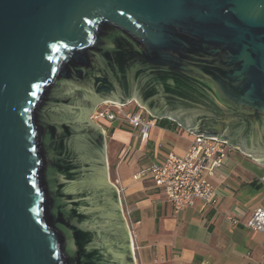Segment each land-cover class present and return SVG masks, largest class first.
I'll return each instance as SVG.
<instances>
[{"label":"water","instance_id":"1","mask_svg":"<svg viewBox=\"0 0 264 264\" xmlns=\"http://www.w3.org/2000/svg\"><path fill=\"white\" fill-rule=\"evenodd\" d=\"M106 100L264 164V0H0V264H135Z\"/></svg>","mask_w":264,"mask_h":264},{"label":"crops","instance_id":"2","mask_svg":"<svg viewBox=\"0 0 264 264\" xmlns=\"http://www.w3.org/2000/svg\"><path fill=\"white\" fill-rule=\"evenodd\" d=\"M97 124L104 130L108 182L120 187L121 204L129 211L135 264H264L263 233L233 223L264 207L263 163L227 147L228 160L211 179L213 202L197 201L174 212L150 167L169 152L184 154L194 135L157 122L141 138L138 129L119 120L99 119Z\"/></svg>","mask_w":264,"mask_h":264},{"label":"built area","instance_id":"3","mask_svg":"<svg viewBox=\"0 0 264 264\" xmlns=\"http://www.w3.org/2000/svg\"><path fill=\"white\" fill-rule=\"evenodd\" d=\"M132 103L135 105L134 108L126 109ZM90 119L95 124L99 119L119 120L132 128L138 129L141 138H146L151 127L159 120H171L170 118L153 115L135 101L121 104L108 100L94 106ZM97 125L104 131L100 124ZM187 131L194 135V139L184 154L178 155L169 152L161 163L150 167L154 184L164 190L174 212H178L185 207H192L197 201L204 204L213 202L215 187L211 179L227 162V147H233L225 139L194 133L191 130ZM259 182L264 187V175L259 178ZM110 184L114 186L117 192L120 212L128 229L127 217L129 211L123 208L121 204V189L114 182H110ZM233 223L234 225L241 224L245 228L259 231L264 236V207L255 208L250 216L241 222L233 219ZM131 250L133 256L132 242ZM262 258L264 263V237L262 240Z\"/></svg>","mask_w":264,"mask_h":264},{"label":"trees","instance_id":"4","mask_svg":"<svg viewBox=\"0 0 264 264\" xmlns=\"http://www.w3.org/2000/svg\"><path fill=\"white\" fill-rule=\"evenodd\" d=\"M158 123L162 126H167L169 128H175L176 126H178L176 122L171 121L169 119H161L158 121Z\"/></svg>","mask_w":264,"mask_h":264},{"label":"rangeland","instance_id":"5","mask_svg":"<svg viewBox=\"0 0 264 264\" xmlns=\"http://www.w3.org/2000/svg\"><path fill=\"white\" fill-rule=\"evenodd\" d=\"M134 103H132L131 105H129L128 107H126V109H131V108H134ZM92 113V112H91ZM91 113L88 115V118L90 119V115H91ZM91 120V119H90ZM112 179V178H111ZM108 181V180H107ZM119 207H120V205H119ZM121 213V212H120ZM122 216V215H121Z\"/></svg>","mask_w":264,"mask_h":264}]
</instances>
